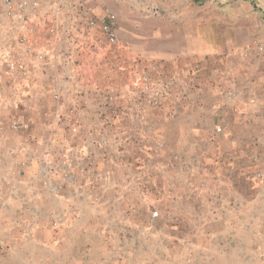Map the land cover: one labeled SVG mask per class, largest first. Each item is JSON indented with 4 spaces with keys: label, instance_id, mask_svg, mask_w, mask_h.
Instances as JSON below:
<instances>
[{
    "label": "rangeland",
    "instance_id": "1",
    "mask_svg": "<svg viewBox=\"0 0 264 264\" xmlns=\"http://www.w3.org/2000/svg\"><path fill=\"white\" fill-rule=\"evenodd\" d=\"M42 14L34 30L49 40L38 32L33 45L57 49L42 53L40 82H25L33 72L23 64L29 76L18 74L22 81L0 108L14 110L15 132L42 126L33 129L32 146L47 187L37 205L0 216V240L13 233L56 252L62 239L66 264L86 248L96 264H264L262 120L258 130H234L232 115H245L232 108L227 81L216 79L222 64L236 60H151L106 44L99 30L61 38L58 20ZM15 251L31 252L23 245ZM24 262L44 264L34 254Z\"/></svg>",
    "mask_w": 264,
    "mask_h": 264
},
{
    "label": "crops",
    "instance_id": "2",
    "mask_svg": "<svg viewBox=\"0 0 264 264\" xmlns=\"http://www.w3.org/2000/svg\"><path fill=\"white\" fill-rule=\"evenodd\" d=\"M68 3V9L60 16L50 13L53 15V20L57 19L59 22L60 32L58 33L62 34L61 38L64 30L70 34L69 36L73 33L79 34L82 30H92L87 28V22L90 19L100 18L104 14L103 6L106 5L117 15L118 42L135 54L167 63L186 57L210 58L220 55H228L236 60L237 64L236 61L231 62L230 66L222 64L225 68L216 71V79H219L220 83L227 81L230 86L229 97L233 96L230 101L232 108L238 107L245 115H232L233 129L258 130L260 129L259 121L262 120L261 129L264 131V54L258 58L250 57L252 62L244 64L245 66L238 64L239 58L244 57L242 54L247 46L257 43L259 39L264 40V0H68ZM2 10L4 12V9ZM2 10L0 13V98L6 96L10 86L22 81L19 72L6 77L4 73L7 68L6 56L17 60L20 67L28 64L33 77L29 76L31 80L27 79L25 82H31L32 79L34 82H40L43 75L38 71L44 72L47 68V64L28 59L24 47H19L17 43L23 30L14 29V26L5 19ZM42 13L47 14L45 11ZM42 13L29 22L33 30L37 28L35 21L38 16L44 15ZM95 30L100 29L96 28L93 31ZM36 31L34 30L30 39L33 44L36 42L35 37L40 34L38 32L43 34L44 30ZM43 36L44 38L41 35V40H49L47 35L43 34ZM59 36L56 37L57 41L60 39ZM49 43L47 41L42 46L35 43V46L40 49L38 50L40 53L44 54L45 51L51 53L57 48ZM22 54L25 56L19 61L17 57ZM24 60L25 63L22 62ZM35 65L38 68L42 67L38 69ZM52 65L56 66V61L49 64V67ZM26 87L34 86L30 84ZM10 117H15L13 109L7 112L0 108V216L2 218L3 216L12 218L14 214L17 215L18 212L30 208L32 203L36 202L37 205V199L41 195L40 190L45 189L46 192L45 178L49 176L45 169L41 170V167L37 165L40 154L36 153L35 146H32L36 142L33 129L40 128L41 125L28 123L24 130L15 132L11 128ZM239 118H245L241 122L243 126L239 125ZM249 120H252L253 125L258 120L257 126L246 123ZM43 185L46 187L43 188ZM66 223L67 226L70 225L67 220ZM7 227L17 228L10 224ZM11 234H5L3 240H0L3 247L0 251V264H11L6 262L7 258L16 259V264H26L24 259H29L33 254L34 257L44 260V264H47L51 258L55 260V264H63L66 261L64 260L66 254L61 250L67 246L62 239L55 246V250L60 249V251L51 252L42 251L49 249L47 247L32 246V240L29 239H27L29 244L25 245L20 239H14L13 233ZM19 245H23L24 249L27 247L31 252L23 254L16 252L15 249ZM75 254L74 250L73 256H70L71 264L98 263L92 253H89L88 248L76 256Z\"/></svg>",
    "mask_w": 264,
    "mask_h": 264
},
{
    "label": "built area",
    "instance_id": "3",
    "mask_svg": "<svg viewBox=\"0 0 264 264\" xmlns=\"http://www.w3.org/2000/svg\"><path fill=\"white\" fill-rule=\"evenodd\" d=\"M1 4L4 9L5 19L11 26L17 25L22 28L23 31L18 37L17 43L24 47L25 54L28 58L37 62L44 60V55L36 51L33 43H31V37L33 35V28L30 27L29 22L33 17L42 13H53L55 16H60L69 7L68 0H1ZM104 14L97 19H90L87 22V28L93 31L99 28L100 34L104 37L106 44L115 46L118 43V22L117 15L107 6H103ZM66 30L63 31V33ZM59 36V34H58ZM56 35V37H58ZM244 57H251L254 54L263 56L264 54V42H257L244 49ZM7 68L5 74L12 76L14 73L19 72L22 77L27 78L30 74L26 67H20L19 62L11 56H6ZM31 60V61H32ZM254 102V101H253ZM15 128H20V124L14 122ZM158 213L154 214L157 217Z\"/></svg>",
    "mask_w": 264,
    "mask_h": 264
}]
</instances>
